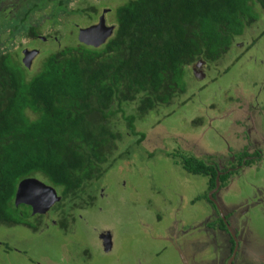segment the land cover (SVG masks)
<instances>
[{
  "label": "rangeland",
  "instance_id": "rangeland-1",
  "mask_svg": "<svg viewBox=\"0 0 264 264\" xmlns=\"http://www.w3.org/2000/svg\"><path fill=\"white\" fill-rule=\"evenodd\" d=\"M129 1L2 0L4 15L12 12L0 24V55H11V67L26 68L30 79L50 54L77 46L78 30L97 25L100 16L114 27L117 8ZM11 2L21 8L15 12ZM256 8V21L246 26L225 54L204 62L200 69L196 63L184 70V95L139 116L135 130L145 137L142 142L128 133L121 115L112 119L125 134L113 153L120 158L94 185L97 194L91 209L72 210L78 218L68 232L52 224L39 233L0 225V264H208L204 259L219 264L227 260V248L223 251L219 246L209 253V246L203 250L204 245H199L204 235L200 238L197 229L205 231L208 222H215L204 200L210 199L212 191L207 190V177L187 172L181 161L194 156L217 162L220 169L231 168L226 164L229 153L239 162L242 153L257 149L247 140L253 136L247 133L250 124L264 137V11ZM33 28L45 42L34 39ZM25 51L37 53L29 68L23 64ZM195 71L204 76H195ZM134 108L136 104L129 110ZM258 147L262 151L264 143ZM254 159L240 179L236 176L241 168L235 170L233 185L221 192L224 198L228 194L227 199H234L242 189L249 194L251 187L264 188V155ZM36 178L44 183L41 175ZM254 210L259 218L252 238H258L256 250H264V206ZM101 235L110 237V246Z\"/></svg>",
  "mask_w": 264,
  "mask_h": 264
},
{
  "label": "trees",
  "instance_id": "trees-1",
  "mask_svg": "<svg viewBox=\"0 0 264 264\" xmlns=\"http://www.w3.org/2000/svg\"><path fill=\"white\" fill-rule=\"evenodd\" d=\"M256 7L264 11V0H131L102 46L62 48L30 79L0 55V225H31L29 208L14 200L19 183L37 175L60 198L53 209L63 223L73 209H91L94 185L120 158L113 153L125 134L112 119L121 115L142 142L139 116L184 95V70L225 54L256 21ZM181 165L215 188L214 161L191 156Z\"/></svg>",
  "mask_w": 264,
  "mask_h": 264
},
{
  "label": "flooded vegetation",
  "instance_id": "flooded-vegetation-1",
  "mask_svg": "<svg viewBox=\"0 0 264 264\" xmlns=\"http://www.w3.org/2000/svg\"><path fill=\"white\" fill-rule=\"evenodd\" d=\"M28 1L29 0H23V3H28ZM3 5L4 4L2 3V0H0V16L4 17L5 15H8L9 12L11 13L12 9H10L9 12L7 11L4 15ZM11 6L15 7L14 8L15 12L21 8V7L16 6L15 2L14 3L11 2ZM92 10L94 11V8H92ZM6 17L7 16H5L4 19L0 21V24L5 20ZM36 34L37 36L35 38H38L39 34L38 33ZM38 40L44 41V42L46 41L44 38H38ZM78 44L80 43L78 42ZM36 54L37 53H35L33 56H35ZM198 63L199 64H197V68L200 69L201 67L200 65L203 64L204 62L200 61ZM197 74H201V73H197ZM251 122H254V121H251ZM251 125L253 126L249 127ZM249 126L247 127V133L253 136L248 137L247 140H249L250 146L257 147V149L259 150L255 148L256 150H254V153H251V154H248L247 152L242 153L240 155L239 162L233 156L234 154L229 153L228 155L229 157H227L228 160L226 164H231V168L229 167L227 169H220L218 163L215 162V165L217 166L218 170H220V173H221L220 176L222 175L228 176L227 181L225 183V187L221 188V185L219 184V188L217 189V191H214L215 188L213 190H209L212 192L214 191V193L209 196L210 199H208V196L204 198V200H206L207 202L206 204L209 207V214L211 215L212 219L215 218V222L213 223L208 222V224L206 225L205 231L202 229H197L198 236L200 238H201V235H204L202 238V241L199 243L200 247L202 246V244L204 245L203 250H206L207 247L209 246L208 252L214 253L213 252L214 248H218L219 246H220L219 248L223 251H225V249L227 248L228 258L227 260H224L223 263H219V264H238V263L239 264H252L254 260L256 264H264V256H263L264 250L261 247L262 245L260 244V247L262 250L259 248L258 250H256L257 247H255L254 245L257 244L255 242V239H258V238H255V239L252 238L253 234L255 233L254 223L256 224V218H259L256 210L254 209L258 206L260 207L264 206V204H260V197L264 198V188L257 189V186L251 187L253 189H251L252 192L249 194L245 193L244 189H242L243 191L241 190V193L243 195L239 193L240 191H238V195L234 199H231V200L230 198L227 199L228 194L224 198L221 193L224 190H227V189L229 190V187L233 185L234 179H232V177L233 175H237V172H235L236 169L241 168L240 169L241 172L239 171V174L236 176V178L240 179L242 177V174L246 171V169L251 166V163L255 162L254 158L261 157L262 155H264V151H263L264 148H262V151H260V148L258 147L260 142L264 143V137L260 136L261 133L258 132L256 127L254 126V123L250 124ZM234 162H236V164H234ZM259 166L260 164L258 165V167ZM260 176L262 175L259 174V179H260ZM248 186H251V185L248 184ZM263 203H264V199H263ZM19 206L28 207V205H24V204H21ZM55 206L56 205L54 204L44 214H33V215H31V210L28 207L30 210L29 217L30 218L32 217L31 219L33 220L32 224L30 226L29 225H22V226L9 225L8 227L19 226V227L26 228L29 231H32L34 233H39V231L43 232V229L49 228L50 224H52L53 226L59 228L60 230L68 232L67 230L69 227L67 226L69 225L71 227V225H74L78 217L76 215L75 219H70L72 213H69L68 215L69 218L67 217V221L63 223L60 218L62 217L64 219V215L61 213L59 214L55 212L53 209ZM79 210L81 211V209ZM79 218L82 219L81 215H79ZM190 229H192V226L190 227ZM193 230L195 229H192L191 231ZM101 236L103 237L104 235H101ZM251 253L256 254L255 255L256 257H251L252 255ZM259 255H261L262 257H260ZM204 260L208 264H217V263H212L216 261L214 259L213 260L204 259Z\"/></svg>",
  "mask_w": 264,
  "mask_h": 264
},
{
  "label": "water",
  "instance_id": "water-1",
  "mask_svg": "<svg viewBox=\"0 0 264 264\" xmlns=\"http://www.w3.org/2000/svg\"><path fill=\"white\" fill-rule=\"evenodd\" d=\"M114 27H108L105 22L104 15L99 18L97 25L91 26L86 29L79 30L77 40L80 44L89 46L92 48H98L102 46L112 35ZM36 52H24L23 64L29 68V64L32 56ZM195 72V76H199ZM203 77L204 75L201 74ZM221 173L219 172L215 181V190L219 188V177ZM211 193V195L214 193ZM60 198L57 196L56 191L50 187L40 182L37 179L30 178L23 180L19 183L17 191L15 194L14 203L16 206L21 204L28 205L31 210V215L33 214H44L50 209ZM105 244L110 246V237L103 236Z\"/></svg>",
  "mask_w": 264,
  "mask_h": 264
}]
</instances>
